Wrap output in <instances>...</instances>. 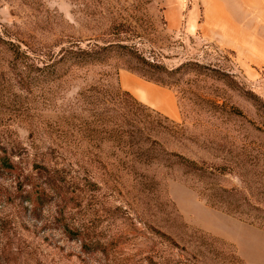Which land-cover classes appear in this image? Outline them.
<instances>
[{"label":"rangeland","instance_id":"rangeland-1","mask_svg":"<svg viewBox=\"0 0 264 264\" xmlns=\"http://www.w3.org/2000/svg\"><path fill=\"white\" fill-rule=\"evenodd\" d=\"M228 22L258 18L237 0H0V264H264V74ZM222 187L245 211L209 199Z\"/></svg>","mask_w":264,"mask_h":264},{"label":"crops","instance_id":"crops-1","mask_svg":"<svg viewBox=\"0 0 264 264\" xmlns=\"http://www.w3.org/2000/svg\"><path fill=\"white\" fill-rule=\"evenodd\" d=\"M210 2H220L222 0H207ZM253 8L258 24L256 22L244 26L239 31L234 22H231L225 31V36L233 43V48L243 59L246 69L252 78L261 77L264 74V0H237ZM229 18L227 11L218 10L217 19ZM225 18V19H226ZM151 89L150 91H152ZM156 91V90H155ZM166 93V92H165ZM169 96L170 92H167ZM146 95L151 99L159 100L153 93L147 92ZM171 97V96H170ZM165 101L163 100L162 103Z\"/></svg>","mask_w":264,"mask_h":264},{"label":"trees","instance_id":"trees-1","mask_svg":"<svg viewBox=\"0 0 264 264\" xmlns=\"http://www.w3.org/2000/svg\"><path fill=\"white\" fill-rule=\"evenodd\" d=\"M143 75L149 77L150 79H154L155 81H159L161 83H164L165 80L161 77L154 78L153 74H148V72L143 73ZM177 157V160H174L171 162L172 157ZM169 161V165H175L178 166L181 170H183L185 173L194 174L197 176H204L206 174L213 173V169L210 166L200 165L196 161L185 157L182 154L170 152V156L166 159ZM236 190L227 189V188H215V192L211 193L209 196V199L213 201H218L219 203L223 204L228 210H232L235 212L245 211L246 208H241L243 203L239 198H237ZM245 202V198H244ZM246 205V203L244 204ZM264 218V217H263Z\"/></svg>","mask_w":264,"mask_h":264}]
</instances>
